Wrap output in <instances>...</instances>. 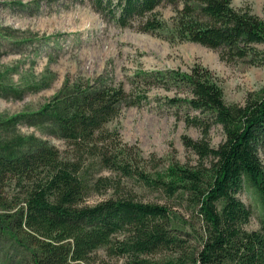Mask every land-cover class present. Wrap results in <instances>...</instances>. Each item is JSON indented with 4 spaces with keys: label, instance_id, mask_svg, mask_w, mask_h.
<instances>
[{
    "label": "trees",
    "instance_id": "16d2710c",
    "mask_svg": "<svg viewBox=\"0 0 264 264\" xmlns=\"http://www.w3.org/2000/svg\"><path fill=\"white\" fill-rule=\"evenodd\" d=\"M92 1L121 25L147 18L144 31L162 27L152 16L168 2L176 8L180 40L217 49L222 59L251 56V62L264 66L259 47L264 45V18L249 5L236 7L232 0ZM143 76L149 86L176 89L168 102L185 108V122L202 130L201 138L184 139L198 156L196 165L173 161L159 170L161 159L154 154L144 158L107 127L127 101L126 91L86 89L55 112V133L67 141L65 151L23 137L15 146L0 147V218H12L31 264H97L100 250L126 264H264V216L260 229L248 230L252 210L238 196L248 185L264 207V91L250 92L242 104H229L213 72L199 64L187 72ZM146 94L138 101L146 100ZM216 124L225 137L214 147L209 133ZM126 177L163 190L167 202L138 198L125 190ZM109 190L112 196L87 202ZM175 197L190 201L199 228L173 211L169 200ZM155 256L167 260L153 261Z\"/></svg>",
    "mask_w": 264,
    "mask_h": 264
},
{
    "label": "rangeland",
    "instance_id": "374dc122",
    "mask_svg": "<svg viewBox=\"0 0 264 264\" xmlns=\"http://www.w3.org/2000/svg\"><path fill=\"white\" fill-rule=\"evenodd\" d=\"M232 2L236 7L249 5L264 18V0ZM153 14L162 27L144 31L147 18L135 17L121 25L92 0H0V147L15 146L23 137L65 151L67 141L55 133V112L71 95L86 89L121 87L128 99L108 129L137 147L144 158L154 154L161 159L159 170L173 161L196 165L198 156L184 139H199L202 130L185 122V108L168 102V97L177 95L176 89L149 86L143 74L187 72L199 64L213 72L227 103L242 104L250 92L264 91V66L251 62V56L222 59L217 49L180 40L175 33L176 8L168 2L163 1ZM259 47L264 49V45ZM145 94L148 98L138 101ZM224 137L220 125L212 126V146H218ZM104 174L116 176L110 171ZM122 184L144 201L168 200L163 190L149 188L136 178L126 177ZM113 194L112 190L95 194L87 202L93 205ZM238 196L252 210L246 228L260 229L264 207L258 194L245 185ZM169 201L174 212L200 227L188 199ZM13 225L12 218H0V264H31ZM98 255L102 258L97 264H126L124 258L110 257L103 250ZM151 259L167 260L165 256Z\"/></svg>",
    "mask_w": 264,
    "mask_h": 264
}]
</instances>
